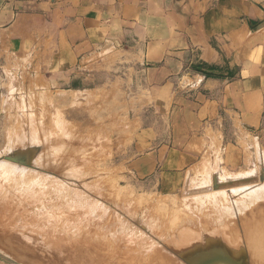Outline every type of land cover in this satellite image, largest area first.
Listing matches in <instances>:
<instances>
[{
  "label": "rangeland",
  "instance_id": "1",
  "mask_svg": "<svg viewBox=\"0 0 264 264\" xmlns=\"http://www.w3.org/2000/svg\"><path fill=\"white\" fill-rule=\"evenodd\" d=\"M7 46L0 52V264H254L226 255L232 247L264 248L258 138L241 139L234 160L224 131L179 186L164 191L159 167L138 162L172 143L171 120L134 108L138 70L126 72L122 62L101 72L107 85L49 84L36 55L17 42ZM196 63L178 77L173 109L177 98L202 92Z\"/></svg>",
  "mask_w": 264,
  "mask_h": 264
},
{
  "label": "crops",
  "instance_id": "2",
  "mask_svg": "<svg viewBox=\"0 0 264 264\" xmlns=\"http://www.w3.org/2000/svg\"><path fill=\"white\" fill-rule=\"evenodd\" d=\"M14 42L37 56L49 84L107 85L101 72L122 62L138 70L134 108L171 120L172 143L138 162L159 167L164 191L224 131L234 160L241 139L264 146V0H0V52ZM195 58L222 74L173 109Z\"/></svg>",
  "mask_w": 264,
  "mask_h": 264
},
{
  "label": "bare ground",
  "instance_id": "3",
  "mask_svg": "<svg viewBox=\"0 0 264 264\" xmlns=\"http://www.w3.org/2000/svg\"><path fill=\"white\" fill-rule=\"evenodd\" d=\"M0 201H1V199H0ZM6 203V202H5ZM23 210V209H22ZM15 213V212H14ZM97 219V218H96ZM104 219H106V218H104ZM103 220V219H102ZM25 221H27V220H25ZM15 222V221H14ZM20 222H21V219H20ZM102 224V223H101ZM19 225V224H18ZM32 225V224H31ZM20 226V225H19ZM23 226V225H22ZM22 226H20V230H22ZM33 226V225H32ZM35 226H37V225H35ZM1 227V226H0ZM33 229H34V226L32 227ZM36 229H37V227H35ZM1 229V228H0ZM38 229H39V227H38ZM38 229H37V231H38ZM44 229V228H43ZM23 230H25L24 229V227H23ZM27 230V229H26ZM25 230V231H26ZM45 231H47L46 229H44ZM25 231H23L24 232V235H26V236H29L30 237V239L32 240V241H42V242H46L47 241V239H45L44 238V236L42 235V234H36V233H34V234H30V235H28ZM28 231V230H27ZM40 231V230H39ZM2 234H5L8 238H10V236L8 235V233H2ZM75 235V234H74ZM112 235V234H111ZM238 235H240V234H238ZM52 237H54L53 235H51ZM0 238H1V236H0ZM11 238H12V240H14V237H12L11 236ZM10 238V239H11ZM2 239V241H4V239L3 238H1ZM205 239V238H204ZM207 239V238H206ZM37 241V242H38ZM236 247V249H237V246H235ZM254 248V247H253ZM235 248L234 247H232L230 250H228V255H226L227 257H230V258H234L235 260H245V261H247V259H249V257H251V260L254 262V264H264V248L263 247H260V248H258L257 250H256V248L253 250V249H250V248H248V247H246V248H240V250H234ZM249 249V250H248ZM242 252V253H241ZM240 253H241V255H240ZM58 253L56 252V254L55 255H57ZM240 256V257H237V256ZM1 256V255H0ZM80 256H81V254H80ZM78 257V256H77ZM82 257V256H81ZM7 258V257H6ZM250 260V259H249ZM61 261H63V260H61ZM5 262H7V261H5ZM69 264V263H68ZM250 264V263H249Z\"/></svg>",
  "mask_w": 264,
  "mask_h": 264
},
{
  "label": "water",
  "instance_id": "4",
  "mask_svg": "<svg viewBox=\"0 0 264 264\" xmlns=\"http://www.w3.org/2000/svg\"><path fill=\"white\" fill-rule=\"evenodd\" d=\"M197 65L196 66H192L191 69L201 73L202 75H204V78L207 77V75H211V76H217L218 74H222L220 71V73H216V69L213 67V66H208L207 64L205 63H201V62H198L196 63ZM221 76V75H219ZM8 161H13V162H18V160L16 158H6ZM260 180L261 182L264 181V175L261 174L260 175ZM254 179H241L239 181H236L234 183L230 182L228 183L227 185L223 186V187H226V186H237V185H242V184H245V183H249V182H253ZM220 187V184L218 185H215V180H214V188H218Z\"/></svg>",
  "mask_w": 264,
  "mask_h": 264
},
{
  "label": "trees",
  "instance_id": "5",
  "mask_svg": "<svg viewBox=\"0 0 264 264\" xmlns=\"http://www.w3.org/2000/svg\"><path fill=\"white\" fill-rule=\"evenodd\" d=\"M207 77H213V76H211V75H207Z\"/></svg>",
  "mask_w": 264,
  "mask_h": 264
}]
</instances>
